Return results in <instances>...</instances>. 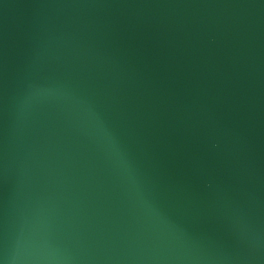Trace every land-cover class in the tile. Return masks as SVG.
Here are the masks:
<instances>
[{"label":"water","instance_id":"95a60500","mask_svg":"<svg viewBox=\"0 0 264 264\" xmlns=\"http://www.w3.org/2000/svg\"><path fill=\"white\" fill-rule=\"evenodd\" d=\"M0 264H264V0H0Z\"/></svg>","mask_w":264,"mask_h":264}]
</instances>
